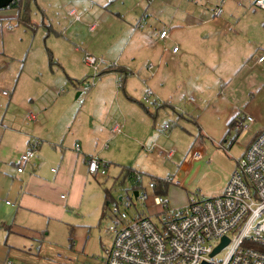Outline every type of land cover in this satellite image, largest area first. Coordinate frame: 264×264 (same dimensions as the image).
<instances>
[{
    "label": "rangeland",
    "instance_id": "rangeland-1",
    "mask_svg": "<svg viewBox=\"0 0 264 264\" xmlns=\"http://www.w3.org/2000/svg\"><path fill=\"white\" fill-rule=\"evenodd\" d=\"M76 1L85 2L22 0L21 10L25 5L28 22L6 17L14 12H0V122L30 124L27 115L33 108L48 104L56 93L69 92L71 102L80 104L83 94L76 98L75 87L84 91L91 89L98 78L113 91L111 102L110 98L104 102L106 106L113 103L116 107L117 100L124 98L131 116L133 110H145L141 106L147 104L152 117H146L143 111L147 121L137 128V137L123 125L125 129L121 127L122 131L114 136L122 133L125 139L118 144L107 140L108 148L102 149L106 154L102 158L110 163L106 174L93 176L85 170L77 190V204L69 209L68 216L65 214L63 219L48 223L37 219L34 231L26 232L27 245L20 250L28 256L23 264H102V250L111 240L110 209L118 206L112 201L102 209L105 201L102 185L110 189L114 201L126 194L131 197L132 204L127 210L130 217L146 215L159 227L161 207L153 204V193L148 188L152 178L172 179L162 195L169 207L182 206L190 197L217 195L246 145L264 128V59L258 61L264 56V9L254 6V0H184L197 3L198 14L204 13L205 18L196 16L191 19L194 26L181 32L186 44L183 47L178 44L180 52L185 51L178 61H171L168 52L163 59L149 58L150 47L136 46L135 41L142 38L128 32L125 22L133 20L129 15L119 16L123 21L108 15L110 21L104 25L95 20L101 19L102 8L86 18L73 5ZM215 5H221L220 19L212 16ZM68 7L69 10L75 7L78 14L67 15ZM139 8L132 5L135 13H139ZM172 10L175 6L166 7L158 14L161 25L166 23ZM91 24H94L92 29ZM131 25L134 29L135 22ZM173 29L171 26L170 31ZM68 41L80 48V52L74 53ZM157 41V49L163 45L168 49L167 41ZM84 54L103 60L97 61L96 71L83 62ZM131 56L135 57L133 65L137 70L141 67L145 71L144 74L137 70L130 72L124 79L132 88L133 100L117 88V83L122 84L124 80L106 71L108 66L130 60ZM57 58L66 60L71 68L65 63L64 70L58 67ZM71 75L81 78V82L71 81ZM164 96L173 101L178 99L176 107L165 104L163 99L168 98ZM231 108L238 112V118L243 115L244 118L229 127L227 117H231ZM247 115L252 121L247 120ZM79 117L81 114L73 109L67 123L74 129L93 124L85 118L87 122L83 120L80 125ZM164 123L172 127L166 129ZM100 143L102 147L104 140ZM194 149L200 152L197 159H191ZM169 151L172 154L167 157ZM120 168L141 173V185H137L147 194L145 201L133 196L130 182L123 179ZM53 192L59 193L54 188ZM61 194L66 197L65 191L59 197ZM228 249L229 245L224 246L214 259L221 260Z\"/></svg>",
    "mask_w": 264,
    "mask_h": 264
},
{
    "label": "crops",
    "instance_id": "crops-1",
    "mask_svg": "<svg viewBox=\"0 0 264 264\" xmlns=\"http://www.w3.org/2000/svg\"><path fill=\"white\" fill-rule=\"evenodd\" d=\"M73 5L78 6L84 12L86 18L91 17L94 12L98 11V8H102L104 12L100 14L101 19L96 17L95 20L101 21L104 25L110 21L109 17L111 16L108 15H113L120 21H123V19H120L119 16L129 15L133 20L129 19L128 22H125L128 32L132 36L137 33L142 38V40L135 41L136 46L146 45L150 47L152 50L149 58L155 60L163 59L166 52H168L171 61L181 59L185 51L180 52L179 45L183 47L186 44H183L181 32L194 26H191V19L196 16L205 18L204 13L199 12L200 15L198 14L197 11H200V8L197 3L191 4L184 0H85L84 3L76 1ZM132 5L140 7L139 13L133 11ZM169 6L171 8L175 6V10H172L171 16L166 19V23L161 25V21L157 16L164 8ZM214 7L212 8V16ZM69 9L70 7L65 10L67 15H72V11L74 14H78L75 7ZM180 9L181 11H179ZM220 18H222V15L219 16ZM205 20L208 21L209 18ZM131 22H135L134 29ZM203 22L205 21L203 20ZM171 26L175 27L172 31H170ZM93 27L94 24H91L90 29ZM163 29L167 31V38L159 39L158 32ZM152 36L154 39L150 38ZM157 40L167 41L166 46L168 49L164 45L157 49L155 47L158 43ZM71 44L68 41L69 47L72 46V51L79 53L81 49ZM174 46H177L176 52H172L171 48ZM133 53H135V50H133ZM79 59L80 56L78 55ZM62 60L57 58L55 64L64 70L63 64L65 63L70 69V64L66 60ZM133 62H135V57L131 56L130 60H124L116 65L131 74L137 70ZM137 71L140 74L145 73L141 67ZM159 71L161 70L158 69V73ZM107 72L114 73L118 78H121L120 75H123L124 79L126 78L124 73L121 72L114 70ZM99 75L97 76L99 77ZM69 79L76 82V84L81 82V78L79 79L75 75H71ZM102 84V79L98 78L91 89L84 91L75 87L74 92L77 91L76 98L83 94V100L80 104L71 102L73 99L72 95L69 96V92L65 95H63V92L60 95L56 93L55 96L50 97L48 104L33 108L26 119L30 124L25 126H18L17 122L12 124L0 122V264H4L6 260L23 264L28 256L20 250L27 245L28 233L26 232L34 231L33 228L36 226L37 219L44 220L47 223L50 220H61L65 214L68 216L69 209L77 204L78 186L83 179V173H85V170L87 171L86 159L89 156L97 155L104 161L105 159L102 156H106V154L102 149L108 148L107 140L111 139L118 144L120 140L125 139L121 136L122 133L115 134L116 136H114V133H120L122 131L121 127L126 126L128 132L137 137L139 134L137 128L147 121L143 111L146 117H152L149 109L145 106L147 104L141 106V108H146L145 110L135 109L132 111L134 115L131 116L129 114L131 110L123 102L124 98L117 100L119 104L117 103L116 107L113 103L106 106L104 102L105 100L108 101V98L111 102L113 91ZM117 88H121L120 90H122L125 97L127 96V99L133 100L131 96L134 94L131 93L132 88L128 86L127 81L124 80L122 86H117ZM50 93H52V90ZM163 98H168V100H163H165V104L171 107H176L175 104L179 102L178 99L173 101V98L170 97L164 96ZM137 104L140 106V103ZM152 104L156 105L154 102ZM73 109L75 113L81 114V117H79L80 125L84 121L87 122L88 119L85 118L91 119L93 124L74 129L73 125L67 123V116L69 113H73ZM138 111H141V113ZM235 112V109H230L231 117H227L229 118V120L226 119L227 122L232 119L236 120L239 117L238 112ZM243 117L244 115L241 118ZM116 125L119 130L112 131ZM103 140L102 148L99 142ZM31 141L37 143L35 155L31 159L21 162L20 156L28 148ZM75 144H78L77 151L75 150ZM115 150L116 148L113 149V151ZM19 166L22 168L20 172L17 171ZM51 169L55 170L52 171ZM228 178L229 176L226 177V182ZM53 188L59 193L65 191L66 197L62 194L59 197V193H54ZM152 196L153 194L151 195V201ZM15 226L19 228L18 231L13 228ZM22 230L23 233H19ZM14 250L18 251L14 252Z\"/></svg>",
    "mask_w": 264,
    "mask_h": 264
},
{
    "label": "built area",
    "instance_id": "built-area-1",
    "mask_svg": "<svg viewBox=\"0 0 264 264\" xmlns=\"http://www.w3.org/2000/svg\"><path fill=\"white\" fill-rule=\"evenodd\" d=\"M253 4L264 9V0H254ZM221 13V6H215L213 15L219 17ZM157 36L167 38L166 29L159 31ZM176 51L177 46H174L172 52ZM263 59L262 55L258 61ZM83 61L94 71L97 61L103 62L89 54H84ZM120 85L117 83L118 87ZM247 120L252 121V117L247 115ZM169 127L170 124L165 123V128ZM118 130L117 125L112 129ZM36 149L37 143L29 142L20 156L21 162L33 158ZM75 150H78V144H75ZM171 154L169 151L167 157ZM199 156L200 152L194 149L191 159ZM86 166L93 176L106 174V162L95 155L86 159ZM21 170L19 166L17 171ZM141 177L136 176V184L141 183ZM165 181L170 183L172 179L165 178ZM152 187L153 183L148 182V188ZM133 191H137L136 199H147L143 187ZM116 202L118 206L110 209L111 240L102 250V264H264V128L253 136L235 161V168L219 194L190 197L179 207H169L167 198L153 195V204L161 207L159 227L146 215H128L127 210L132 204L128 194ZM222 237L228 239L225 246L229 245V249L221 260L216 261L214 255L223 247L214 255L211 253ZM4 264L22 263L6 260Z\"/></svg>",
    "mask_w": 264,
    "mask_h": 264
},
{
    "label": "trees",
    "instance_id": "trees-1",
    "mask_svg": "<svg viewBox=\"0 0 264 264\" xmlns=\"http://www.w3.org/2000/svg\"><path fill=\"white\" fill-rule=\"evenodd\" d=\"M21 6H22V0H13L8 4V6L1 8L0 12H8V13L14 12L12 15H9L6 17L8 19L14 18L17 21L28 22L27 14L25 13L26 12V10H25L26 6L25 5L23 6V8H22V9H24L23 11L21 10ZM110 70H114L117 72L124 73V76H126L128 74V71H126L120 67H117V65H115V64L108 66L106 71H110ZM99 74H101V73H99ZM121 79L124 80L123 75L121 76ZM120 86H122V84ZM243 118H238L236 120L235 119L230 120L228 122V126L230 127L231 125L238 124L239 121L242 120ZM106 165L108 167L109 163L106 162ZM120 173L123 175V177H124L123 179H126L130 182L129 187L131 189L138 188V185L135 182V178L137 175H141L140 172L135 171V170L130 169V168H124V169L120 168ZM149 182L153 183V187L151 188V190H152V193L154 195H163L166 191L165 188H166L167 184L169 183V182L165 181V179H158V178L157 179L152 178ZM109 190L110 189H107L104 185H102V191H103L104 200H105L103 203V208H102L103 210L108 207V204L110 202H112V201L116 202L113 200ZM103 213H104V211H103Z\"/></svg>",
    "mask_w": 264,
    "mask_h": 264
},
{
    "label": "water",
    "instance_id": "water-1",
    "mask_svg": "<svg viewBox=\"0 0 264 264\" xmlns=\"http://www.w3.org/2000/svg\"><path fill=\"white\" fill-rule=\"evenodd\" d=\"M13 0H0V9L3 7L8 6V4ZM137 195V191H133V196L135 197ZM228 239L226 237H222L221 242L219 245H217L214 250L212 251L211 255H214L217 253L222 247H224L227 244ZM204 264V263H203Z\"/></svg>",
    "mask_w": 264,
    "mask_h": 264
}]
</instances>
